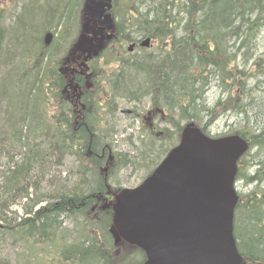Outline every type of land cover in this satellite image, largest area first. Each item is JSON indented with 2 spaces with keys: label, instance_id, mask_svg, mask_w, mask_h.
Listing matches in <instances>:
<instances>
[{
  "label": "trees",
  "instance_id": "obj_1",
  "mask_svg": "<svg viewBox=\"0 0 264 264\" xmlns=\"http://www.w3.org/2000/svg\"><path fill=\"white\" fill-rule=\"evenodd\" d=\"M22 1L14 2L16 14L9 12L14 21L0 27V162L6 160L0 163V264H19L24 256L27 264L145 263L137 247L119 253L113 210L104 204L123 189L99 174L107 165L154 164L161 148L167 154L172 145L151 135L142 143L161 146L158 153L118 152L117 124L141 118L120 108L127 104L157 109L175 128L173 145L186 124L210 135L225 120L226 130L214 137L249 141L257 156L246 162L248 182L264 184V0H114L116 34L103 60L92 64L93 92L81 117L60 99L55 109L52 91L65 85L60 69L82 31L83 19L78 27L74 20L84 17L87 0ZM147 38L151 50L127 53L128 43ZM212 90L219 97L209 105ZM67 163L74 177L50 180ZM22 203L20 216L13 210ZM235 236L249 264H264V196L238 205Z\"/></svg>",
  "mask_w": 264,
  "mask_h": 264
},
{
  "label": "water",
  "instance_id": "obj_2",
  "mask_svg": "<svg viewBox=\"0 0 264 264\" xmlns=\"http://www.w3.org/2000/svg\"><path fill=\"white\" fill-rule=\"evenodd\" d=\"M112 1H87V22L75 49L85 59L98 56L105 40L112 39L106 35L114 28ZM91 21H100V26L90 27ZM248 149L240 136L213 139L195 124L187 125L180 144L143 184L115 196L116 230L146 253L145 264H247L234 226L238 162Z\"/></svg>",
  "mask_w": 264,
  "mask_h": 264
},
{
  "label": "rangeland",
  "instance_id": "obj_3",
  "mask_svg": "<svg viewBox=\"0 0 264 264\" xmlns=\"http://www.w3.org/2000/svg\"><path fill=\"white\" fill-rule=\"evenodd\" d=\"M14 2H15V0H7L6 2L3 1V0H0V7H1L0 27L5 28V26L6 25L8 26L9 23L12 22V20L14 21V19H10V17H9V12H12L13 10H15V14H16L19 11L18 10L19 8L18 9L15 8L16 5L14 4ZM24 2L25 1L23 0L18 5H21ZM36 12L38 14H41L39 10H37ZM82 16H83L82 13L76 14V17H75V20H74L76 27L79 26V22L81 23V21L83 19ZM56 37H58V36L56 35ZM9 42H11V41H9ZM4 46H5V44H4ZM4 46L2 44V51H4V49H5ZM259 53H264V48H261ZM2 58H5V56L2 55V57L0 58V61L4 62V61L1 60ZM16 64L17 63H15V68H16ZM4 68H5V66H4ZM217 97H219L218 92L216 90H212L211 93L208 95V99L209 100L207 102H209V105H211L213 100L216 99ZM149 107H150V104L149 103H145L144 105H141L139 110H136L135 106H132V105H129V104L121 106L120 108L124 109L125 111L134 112V115L140 116V114L146 113L147 110L149 109ZM55 114H56V112H54L53 106H51V117L54 116ZM155 118H153L149 122H145V123H142V124H140L138 119L136 121L132 120L131 124L128 121V119H126V118L121 119L120 122L117 124V127L115 128L116 130L114 131V135H115L114 139H115V141L117 143L116 144L117 145L116 146L117 147L116 150L118 152L130 153L131 155L136 156V157H138L139 154H142L141 148H144V149L152 148L155 152L158 153L159 152V148H161V146H159V145H148V144L145 146L142 143V141H144V140H149V141L153 140V138L149 134V132H150L149 124H150V122L154 126L157 125V127H158L157 129H158L159 132H163V133L166 134V136H165L166 138L165 137L164 138L171 140L168 143H170L172 145V148L177 146L178 144L177 145H173V144L177 143L176 137L174 136L175 128L173 126H170L166 122V118L165 117H160V116L157 115V117H155ZM229 123L231 124V123H233V121L229 122ZM226 125H227V122H225V120H223L221 122H218L215 125L213 133H216L217 130H219V131L226 130V128H227ZM113 127H114V125H113ZM131 136L134 138L133 139V143L129 142L130 141L129 137H131ZM157 136L158 135H156V137ZM144 138H146V139H144ZM149 141H146V142L149 143ZM170 147H168L167 150ZM161 150H162V152L160 153L159 157L156 156L157 160L154 162V164H158L159 165L164 160L165 155H166V152H165L166 148H161ZM255 153H256V156H257V150L254 151V153L251 154V156L253 157L255 155ZM138 159H140V158H138ZM1 160L2 161L0 163H4L6 161L4 158H1ZM253 160H255V163L257 161H259V159L257 157L255 159H253ZM154 164H149L148 161H146L145 163L142 161L141 164L138 165V167H137L138 169H135L133 167H129V168L124 169V170H121V168L114 169L112 166H108L107 165L102 171H100L101 173L99 174V176L101 178L102 172H104L106 177L110 179V181H111L110 183L115 182V183H117L120 186L119 188H122V189H125V188H130L131 189V188H135V187L141 185L144 182L146 177L149 174H151L153 170H155V167L153 166ZM70 168H71L70 164L67 163V165L63 169H61V168L53 169L51 171L50 180H52V178L55 177V176L58 177L59 175H61V177L63 179L66 178V177L68 178L69 176H71V178H73L74 174L72 172V169H70ZM258 168L259 167L257 166V170H258ZM255 169L256 168H249V173H252L253 171H255ZM112 177H113V179L111 180ZM261 185H262V183H261ZM253 187H255V185H253ZM263 187H264V184H263ZM23 203L16 205L14 210H13V211H18V214L20 216H22V214L24 213V211H23V208H24L23 207ZM106 204H104V205H106ZM96 218H97V216H96ZM70 227H72V226H70ZM239 233H240V229H239ZM8 250H10L9 247L6 248L4 254ZM129 251H131L130 246H128L126 243H123L122 240L119 238V253L121 255H124L125 253H128ZM23 253L24 252H22L21 254H23ZM17 260H18L19 264H27V259H26L25 256L21 260L17 257Z\"/></svg>",
  "mask_w": 264,
  "mask_h": 264
},
{
  "label": "flooded vegetation",
  "instance_id": "obj_4",
  "mask_svg": "<svg viewBox=\"0 0 264 264\" xmlns=\"http://www.w3.org/2000/svg\"><path fill=\"white\" fill-rule=\"evenodd\" d=\"M114 3V0H113ZM86 21V20H85ZM91 26H94V24H97V26H100V21H91ZM116 28V23H115ZM99 30H96V33H98ZM116 31L114 29L113 35L115 36ZM89 38L95 39L94 33L89 32L88 34ZM107 35V34H106ZM100 38V35L98 36ZM145 39H141L138 41H133L128 43L127 47V53L130 55H135L137 51L144 50L148 51L151 50L154 45H152L150 48H144L141 46L142 42ZM95 44H98V41H95ZM134 45V48L131 50L130 47ZM107 44L104 43V47L102 50H99L98 56H95L94 53L96 52L97 48L93 49L91 59H85L86 55L81 54L80 52L71 53L70 57L66 59L65 63L63 64L62 68L60 69L61 73H63L66 76L65 85L62 89L59 90H53L52 91V99L53 104L55 106V109L60 105H62L63 102H67L70 106H73L74 113L72 115H77V117H81L82 112L86 111V97H88V94L90 92H93V85L91 84L92 78L90 76V73L92 71V64L93 63H99L103 60L102 53L106 50ZM118 47V45L114 46ZM120 48H123V45H120ZM119 48V49H120ZM118 50V49H117ZM89 64L90 68L89 69ZM81 78V82L84 83L83 85L80 84L79 79ZM74 84V85H73ZM76 85H79L80 87H75ZM58 99H60V103L58 102ZM57 101V102H56ZM61 113V112H60ZM70 114V112H68ZM66 115V119H67ZM157 117V109L149 108V111H147L146 116H142L141 120L143 122H149L153 118ZM156 119V118H155ZM150 128V134L151 135H158L162 136L163 132L158 131L157 125L154 126L151 122L149 124ZM248 154L245 155L241 161L239 162V171L237 176V182H236V189L237 193L239 195L240 202L239 204H245L247 201L251 202L254 199V196L256 195L259 199H262L264 196V187L261 185V182L255 181V182H248V171L247 168L249 167L246 162L248 160ZM104 157V156H103ZM260 177L264 178V175H261ZM264 180V179H263ZM264 182V181H263ZM263 184V183H262ZM255 185V187H253ZM260 187L261 192H254L256 189ZM248 264L249 261L246 258Z\"/></svg>",
  "mask_w": 264,
  "mask_h": 264
}]
</instances>
